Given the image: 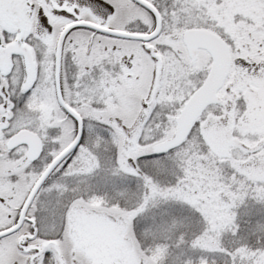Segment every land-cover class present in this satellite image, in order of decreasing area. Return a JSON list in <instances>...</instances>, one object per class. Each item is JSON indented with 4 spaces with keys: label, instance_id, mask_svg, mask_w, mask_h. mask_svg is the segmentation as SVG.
Listing matches in <instances>:
<instances>
[{
    "label": "snow or ice",
    "instance_id": "snow-or-ice-1",
    "mask_svg": "<svg viewBox=\"0 0 264 264\" xmlns=\"http://www.w3.org/2000/svg\"><path fill=\"white\" fill-rule=\"evenodd\" d=\"M0 264H264V0H0Z\"/></svg>",
    "mask_w": 264,
    "mask_h": 264
}]
</instances>
